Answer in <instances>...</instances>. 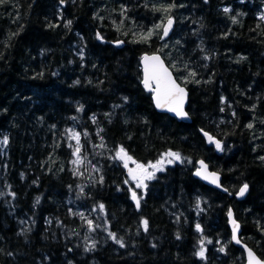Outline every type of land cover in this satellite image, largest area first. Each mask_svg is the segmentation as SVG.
<instances>
[{
    "label": "trees",
    "instance_id": "16d2710c",
    "mask_svg": "<svg viewBox=\"0 0 264 264\" xmlns=\"http://www.w3.org/2000/svg\"><path fill=\"white\" fill-rule=\"evenodd\" d=\"M263 12L264 0H0V264H246L230 207L264 258ZM154 52L188 88L190 122L146 90ZM121 148L179 158L139 188ZM200 159L228 193L194 176Z\"/></svg>",
    "mask_w": 264,
    "mask_h": 264
},
{
    "label": "water",
    "instance_id": "95a60500",
    "mask_svg": "<svg viewBox=\"0 0 264 264\" xmlns=\"http://www.w3.org/2000/svg\"><path fill=\"white\" fill-rule=\"evenodd\" d=\"M169 19L172 20V24L169 27L167 35H165L164 34V28L168 27V20ZM175 24H176V22H175L174 17H169L164 22V25L162 27V34H161L162 39H166V38L171 36V34L175 28ZM145 56H147V57H153V56L159 57L158 61H152V60L148 61L149 73H151V66L153 64H156V65L162 64L163 67L165 69H167V72L171 75V77L175 81V83L177 85H179L180 88L184 89V93L181 94L177 99H175L174 101H171L169 104H166L164 107H157V105H156V92L145 87L149 92H151L153 94L152 98H153V102L155 104L156 109L160 112L168 113V114L176 117L179 120H182L185 122H190L191 121V115L187 110V106H188V102H189V95H190L188 88L185 85H183L177 79L173 69L168 65V63L166 62L163 55H161L160 53H157V52L144 53L142 58H141V65H142V70H143V84H144V79H145V61H144ZM151 83H152V89H154L156 87V83H155V81H152ZM169 107L177 108L178 111H182L183 113H186V115H178L177 111H169ZM203 134L206 136V138L208 139L209 142L217 145L218 140L212 138V136L210 134H208L207 132H204ZM120 155H121V157H123L124 160L127 159V155L125 156V152H123V153L120 152ZM194 176L196 178H198L199 180H201L202 182H204L205 184L210 185L212 187H215V188L221 190L222 192H226V193L229 192L228 188H226L222 184V174L219 171L212 170L209 163L207 161H205L204 159H200L198 161V167L194 171ZM241 188L239 189L237 195L239 197H244L248 191V186H247V189L243 195H240ZM137 200H138V198L136 195L135 201L137 202ZM230 213H231V215H230ZM228 224H229V227L231 229L233 243L237 246H240L245 251L246 264H257V262H258V264H264V258L261 257L260 254L253 247H251L248 243H246L245 241H243L241 239L242 223L237 218L236 212H235L233 207H230L229 212H228ZM249 252H251V254H252L251 257L249 256Z\"/></svg>",
    "mask_w": 264,
    "mask_h": 264
},
{
    "label": "snow or ice",
    "instance_id": "6c2138e0",
    "mask_svg": "<svg viewBox=\"0 0 264 264\" xmlns=\"http://www.w3.org/2000/svg\"><path fill=\"white\" fill-rule=\"evenodd\" d=\"M225 11H228V9H225ZM70 23H71V21H69V24ZM171 24H172V20L169 19L168 20V27L164 28V34L165 35H167L169 27L171 26ZM150 35H151V33H149V36ZM149 60L158 61L159 57H155V56H153V57L145 56L144 57V61H145L144 85L146 88H149V89L156 92V105H157V107H164L166 104H169L171 101H174L181 94H183L184 89L180 88L179 85H177L175 83V81L172 79L171 75L167 72V69H165L162 64H159V65L153 64L151 66V73H149V65H148ZM192 75H195V73H192ZM152 81H155V83H156V87L154 89H152V83H151ZM169 111H177L178 115H186V113H183L182 111H178L177 108H174V107H169ZM249 126L251 127V125H249ZM6 142H7V137L4 138V143H6ZM216 146H217V148H220L219 142H217ZM77 151H79V149H77ZM120 152L121 153L124 152L123 148L120 149ZM168 155L175 156L176 158H179L178 153H169ZM125 156H126V153H125ZM127 159L130 160L131 157L128 156ZM169 163H171V161H169ZM125 166H127V165H125ZM137 167L140 169L145 168L144 165H137ZM151 167L155 168L156 165H151ZM144 178L152 179V178H154V174L153 173H147ZM133 179H136V176H133ZM140 186H142V181H141V183L137 184V187H140ZM246 189H247V185H244L240 190V195H243L244 192L246 191ZM133 199H136L135 193L133 194ZM137 204L139 205L138 200H137ZM100 207L103 208V205H101ZM230 215H231V213H230ZM89 223L91 224V222H89ZM143 225H144L145 231H147V229H148L147 220L143 221ZM197 228H199V225H197ZM113 238H115L114 234H113ZM117 242L121 243V246H123L121 241H117ZM198 255L203 257L204 250L201 249V251L198 253ZM249 256L250 257L252 256L251 252H249ZM257 264H258V262H257Z\"/></svg>",
    "mask_w": 264,
    "mask_h": 264
},
{
    "label": "rangeland",
    "instance_id": "374dc122",
    "mask_svg": "<svg viewBox=\"0 0 264 264\" xmlns=\"http://www.w3.org/2000/svg\"><path fill=\"white\" fill-rule=\"evenodd\" d=\"M169 153H174V152H165L158 160L154 162H150V163H143L131 157V159L128 160L130 164L129 179L131 183L134 184L135 187H137V184L141 183L142 181V186H140L139 188H143L146 182L149 180V179L144 178L147 173H156L159 170L165 169L168 165L174 164L177 158L175 156L168 155ZM80 159L82 160L81 156H77V158L75 159V162L77 164L81 163ZM169 161H171V163H169ZM137 165H144L145 168L140 169L137 167ZM151 165H156V167L153 168L151 167ZM133 176H136V179H133Z\"/></svg>",
    "mask_w": 264,
    "mask_h": 264
}]
</instances>
